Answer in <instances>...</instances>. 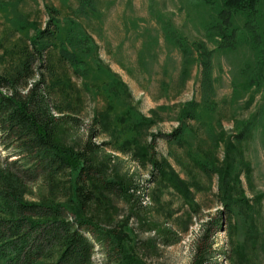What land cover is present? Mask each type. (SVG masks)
<instances>
[{"label":"rangeland","instance_id":"rangeland-1","mask_svg":"<svg viewBox=\"0 0 264 264\" xmlns=\"http://www.w3.org/2000/svg\"><path fill=\"white\" fill-rule=\"evenodd\" d=\"M222 6L0 0V71L15 73L38 33L55 31L34 79L44 73L50 100L79 117L58 138L77 148L94 131V163L128 183L87 213L145 264H193L204 241L206 264H264V0L227 30ZM49 194L38 182L25 197ZM94 257L106 264L99 245Z\"/></svg>","mask_w":264,"mask_h":264},{"label":"trees","instance_id":"trees-1","mask_svg":"<svg viewBox=\"0 0 264 264\" xmlns=\"http://www.w3.org/2000/svg\"><path fill=\"white\" fill-rule=\"evenodd\" d=\"M221 1L219 14L228 21L226 30L234 11L251 15L260 3ZM55 19L51 13L49 25L54 28ZM226 30H219L224 39L233 35ZM54 33L46 28L38 33L15 73L0 71V145L7 152L3 159L0 154V264H96L97 245L106 264H145L131 255L117 226H103L87 213L91 205L103 204L102 190L125 196L128 183L108 178L104 167L94 163L92 155L100 147L93 141L94 131L77 148L58 138L60 126H78L79 117L50 100L44 73L34 79V60L47 66L43 38ZM38 182L48 186L50 194L38 200L26 198L30 185ZM224 208L231 210L228 203ZM221 222L215 217L211 225L215 228ZM201 245L193 264H206L211 244Z\"/></svg>","mask_w":264,"mask_h":264}]
</instances>
